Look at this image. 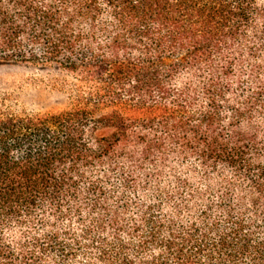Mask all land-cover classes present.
<instances>
[{"label":"trees","instance_id":"16d2710c","mask_svg":"<svg viewBox=\"0 0 264 264\" xmlns=\"http://www.w3.org/2000/svg\"><path fill=\"white\" fill-rule=\"evenodd\" d=\"M0 264H264V0H0ZM70 87V86H69Z\"/></svg>","mask_w":264,"mask_h":264},{"label":"rangeland","instance_id":"374dc122","mask_svg":"<svg viewBox=\"0 0 264 264\" xmlns=\"http://www.w3.org/2000/svg\"><path fill=\"white\" fill-rule=\"evenodd\" d=\"M70 86V87H69ZM71 74L23 66L0 67V96L15 112H53L69 105Z\"/></svg>","mask_w":264,"mask_h":264}]
</instances>
